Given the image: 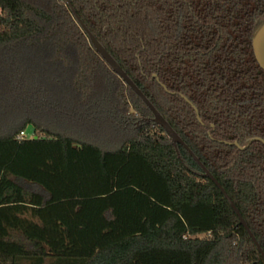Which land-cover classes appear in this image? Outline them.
Wrapping results in <instances>:
<instances>
[{"label": "trees", "instance_id": "obj_1", "mask_svg": "<svg viewBox=\"0 0 264 264\" xmlns=\"http://www.w3.org/2000/svg\"><path fill=\"white\" fill-rule=\"evenodd\" d=\"M68 1L0 0V264H264V0Z\"/></svg>", "mask_w": 264, "mask_h": 264}, {"label": "water", "instance_id": "obj_2", "mask_svg": "<svg viewBox=\"0 0 264 264\" xmlns=\"http://www.w3.org/2000/svg\"><path fill=\"white\" fill-rule=\"evenodd\" d=\"M69 5H70L74 15L76 16L78 22L80 23L82 28L85 30V32L88 34L90 42H91L93 48L96 50V52L105 61V63L110 67V69L118 77H120L123 80V82L127 86H129L131 88V90L134 93H136L142 99V101L146 104V106L150 109V111L153 114L152 122L164 129V131L170 137V139H171V141L175 147L178 145H182L190 152V154H192L191 151L188 149V147L185 145V143L182 141V139L178 136V134L172 129V127L163 118V116L155 109V107L149 102V100L145 97V95L133 83V81L128 77V75L124 72V70L120 67V65L114 60V58L109 54V52L98 42V40L89 32V30L86 28V26L80 20V18L77 16L76 12L74 11V9L72 8L70 3H69ZM253 51H254V55H255V58H256L258 65L264 71V25L257 31V33L253 39ZM198 120L201 122L199 114H198ZM234 145L239 147V145L237 143H234ZM240 149L243 150L244 148L240 147ZM195 160L201 165V163L196 158H195ZM202 168L204 170L205 176L207 178L211 179L216 184V186L221 190V192L224 194L225 198L230 203L234 212L239 217L241 224L246 228V230L250 234L251 238L253 239L254 243L257 245L258 250L261 253L262 258L264 260V252L258 246V243L256 242L255 238L253 237L252 233L250 232L249 228L247 227L245 221L243 220L242 216L240 215L239 211L237 210L236 206L234 205V203L232 202L230 197L227 195V193L224 191V189L218 183V181L206 170V168L203 166H202Z\"/></svg>", "mask_w": 264, "mask_h": 264}, {"label": "rangeland", "instance_id": "obj_3", "mask_svg": "<svg viewBox=\"0 0 264 264\" xmlns=\"http://www.w3.org/2000/svg\"><path fill=\"white\" fill-rule=\"evenodd\" d=\"M16 73L10 69L8 64H0V116L2 117L5 112L13 110L16 106V98L9 94V84L14 82ZM13 80V82H12ZM12 90V89H11ZM29 134V133H28Z\"/></svg>", "mask_w": 264, "mask_h": 264}, {"label": "built area", "instance_id": "obj_4", "mask_svg": "<svg viewBox=\"0 0 264 264\" xmlns=\"http://www.w3.org/2000/svg\"><path fill=\"white\" fill-rule=\"evenodd\" d=\"M26 134L24 132L21 133V136H25Z\"/></svg>", "mask_w": 264, "mask_h": 264}]
</instances>
